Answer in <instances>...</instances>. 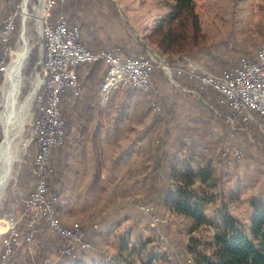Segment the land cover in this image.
I'll list each match as a JSON object with an SVG mask.
<instances>
[{"label": "rangeland", "instance_id": "374dc122", "mask_svg": "<svg viewBox=\"0 0 264 264\" xmlns=\"http://www.w3.org/2000/svg\"><path fill=\"white\" fill-rule=\"evenodd\" d=\"M34 1H27L25 35L29 38L30 53L26 57L20 73L22 85L17 96L20 104L27 99L29 94L32 96L33 84L38 71L35 66L39 57L37 48L39 36L35 32L34 19L29 18L28 15L34 12L32 8ZM85 1L87 3L83 8L86 12L83 13L80 21H83L86 28L94 27L95 30L100 28L101 34L92 35L95 45L100 47L116 46L130 54L153 52L157 59L153 72V75L157 74V77L151 78L149 92L138 89H121L112 93L105 102H102L99 97V103L105 108L104 115L112 118L107 125L108 128L105 129V131L110 130V136L107 134L108 132L106 133L109 136L107 142L109 146L102 144L100 149L104 148V157L106 153L109 154L106 151L109 149L110 154H114L117 162L122 161L127 174L130 168L131 170L136 168L137 165L134 163L139 160V157H128L126 161L124 158H118L128 154L132 148V142L145 132L147 139L146 145L142 149L145 153L143 158H145L149 169L160 163L157 174L160 192L151 195L143 188L134 196V194H129L127 184L123 181L121 185L117 183L115 188H109L106 192H99L88 197H85L80 191L81 189L78 188L74 191V198L77 199L79 194H82V197L86 198V202H77L73 204V207H62L59 213L61 214L67 209L66 212L69 213L67 216L76 215L72 218V223L81 224L92 243L91 251L98 256L101 254L108 255L107 257L112 256L117 249L119 236L122 235L128 239L130 245L143 246L142 260L136 258L135 264H147L148 256L152 251L165 254L166 257L165 259H155L149 264H187V257L191 255L187 249L190 238L201 242L209 241L214 234L213 227L202 224L190 231L189 222L184 217L175 214L168 217L166 223L151 227L149 215L144 214L139 209V205L152 204L158 212L162 214L166 212L163 201L158 202L156 198L161 195L164 187L166 191L169 187L168 167L170 163L175 156L183 158V154L175 151L179 145L175 138L188 127V116L191 117V113H196L200 117L205 116V119L211 118L214 121L212 123L214 128L209 126L202 128L206 131L210 130L214 134L218 130L226 136L224 140L220 141L216 134H212L211 139L206 140L215 147L210 153L211 163L217 168V173L221 177L219 186L213 189L216 198L206 209L207 217L210 220L215 219V210L220 209L222 203L226 201L231 213L246 224L251 216L249 201L255 198L264 201V136L262 135L263 144L257 143L251 136L254 127L251 123L244 124L245 121L241 123L243 124L241 127L247 129L248 132L232 128L226 117L229 113L227 111L225 116H220L219 119L216 117L214 120L212 117L216 114V109L201 97L195 86L189 88L185 85V89L193 91L183 89L179 86L174 72L169 75L160 63L164 61L172 67L175 64V55L178 57L187 54L194 61H205L208 71H212L214 67L218 68L219 64L224 62V67L222 66L220 70L223 71L236 63L239 56L253 54L264 38V0H195V10L199 15L206 44L177 53L163 52L148 39V36H144L147 34V30L143 28V26L154 27L156 21L168 13L166 11L168 8L170 10L172 0H81L80 3L84 4ZM24 2L25 0H19L13 11H17L15 16V24L16 21L18 22L17 31L22 29ZM12 3L14 0H0V27L4 18L10 13L7 10ZM75 6L78 7V4H72L71 10H74ZM111 34L115 35L112 39L109 36ZM219 50L224 52L223 54H228L227 60L208 57L203 59L199 58L200 55L198 56V54H205L207 51L216 52ZM2 51L3 46L0 43V53ZM233 54L236 55L233 56ZM229 56L238 58L232 59ZM194 83L199 85L197 82ZM1 85L2 82H0ZM1 100L0 90V103ZM153 101L160 103L162 109L159 113L153 111L151 106ZM180 102L181 105H177ZM34 109L35 102L32 98L25 124L17 139L19 142L18 158L12 165L7 184L5 183L6 185L0 192V233L6 228L8 215L11 212L16 215L17 209L34 187L35 178L32 169L36 144L29 143V127ZM0 111H2L1 108ZM199 122L201 123V121ZM74 125L76 124L72 122L71 127ZM3 138L4 128L0 120L1 142ZM258 140L260 141V139ZM192 142L193 140L188 141V144L191 145ZM82 145L83 141L80 136L66 135L64 141L49 156V166L52 171L49 181L51 191L57 185H53L55 177H68V167L73 164L74 151L77 148L80 149ZM232 146L240 148L241 153L239 156H234L229 152L227 165L223 166V162L220 161L221 152ZM92 149L95 153L96 148ZM120 155L121 157H119ZM69 219L71 220V218ZM94 232L96 235L92 234ZM159 234L163 237L161 238ZM94 236H97L98 239L94 240ZM91 237L93 240L90 239ZM148 239L151 240L148 242ZM23 240L21 239L15 246L9 264H55L59 261L55 255L57 256L63 242L43 222L39 225L38 232L31 243ZM169 254L172 255L171 258L168 257ZM66 259L69 261V258Z\"/></svg>", "mask_w": 264, "mask_h": 264}, {"label": "built area", "instance_id": "2783aa9c", "mask_svg": "<svg viewBox=\"0 0 264 264\" xmlns=\"http://www.w3.org/2000/svg\"><path fill=\"white\" fill-rule=\"evenodd\" d=\"M55 3L56 0H35L32 6L34 12L29 14V18L34 19L35 32L39 36V57L35 66L38 71L31 93L35 109L29 127V143L36 144L32 169L35 181L32 191L23 200L16 215L11 212L6 218V228L0 233V264H9L14 248L21 239L32 242L41 222L63 242L57 253L59 260L72 254L78 247L84 250L91 248V242L85 239V231L80 223L66 225L61 221L55 208L57 197L52 194L48 183L51 170L49 156L62 143L66 132L67 118L61 113L59 104L61 95L66 90H71L75 96H79L81 86L77 67L98 60L105 61L107 65L99 89L102 102L117 89L149 92L151 75L157 61L153 52L124 54L119 47L90 50L80 41L78 25H69L64 15H59L55 21L50 20ZM16 12L8 14L0 27V43L3 46L0 53L1 95L3 86L10 85L12 79L6 77L12 53L19 49L26 38L25 29L22 35L21 31L16 30ZM160 64L169 75L174 72L198 82L201 88L207 87L216 91L218 102L228 108L226 117L232 128L236 129L235 119H242L245 123H251L264 136V38L253 55L241 56L220 74L198 68L187 54L176 57L172 67L164 61ZM21 85L20 81L18 92ZM151 106L157 113L162 109L158 101H153ZM240 129L248 132L244 127ZM229 152L239 156L241 150L232 146L224 150L222 156L229 155ZM139 209L149 215L151 227L166 223L173 214L167 209L162 214L155 210L154 205L147 203L140 204ZM168 257L171 258L172 255L169 254ZM187 259V264H194L190 255Z\"/></svg>", "mask_w": 264, "mask_h": 264}, {"label": "trees", "instance_id": "16d2710c", "mask_svg": "<svg viewBox=\"0 0 264 264\" xmlns=\"http://www.w3.org/2000/svg\"><path fill=\"white\" fill-rule=\"evenodd\" d=\"M18 1L19 0H14V3L8 7L7 11L10 12L9 14L13 13ZM80 2L81 0H56L51 10L50 20H56L61 12H70V6L74 3L82 5V7L87 3L86 1L84 4ZM79 22L83 24V21ZM17 25L18 22L16 21V27ZM204 35L205 34L201 30L199 15L195 10V0H172L170 10L163 18L156 22L155 26L148 34V39L152 43H155L163 52L177 53L206 44ZM78 67L87 68L89 71L95 69L97 73H100L99 77L90 74L84 79V82L89 85H94L99 91L107 70L105 61L98 60L94 63H84ZM175 75L177 76L176 79L179 84L183 86L186 85L189 88L195 86L201 97L207 100L209 104H212L217 113H219V115H217V113L215 114L218 118L225 114L228 108L226 105L218 102V94L216 91L207 87L200 88L199 85L194 83L196 81L182 75ZM78 78L80 83L82 78L79 73ZM78 97L79 96H75L71 90H66L61 95L60 109L61 113L67 118L65 127L66 132L69 130L72 123V119L69 118L70 116L68 117V113L66 112L67 103L68 101L75 103ZM98 112L99 114H104L105 108L100 106ZM241 123H244V120H234L236 129H240L241 125H243ZM103 124L99 122L94 130L96 131L97 128L100 131V127ZM66 132L64 137L67 135ZM252 132L249 133H252L251 136L254 140L257 141V143L260 142L263 144L262 134L255 127ZM258 139H260V141ZM175 140L176 143H179L175 151L183 154V158L180 159L179 156H175L168 167L169 187L164 194L163 204L171 213L184 217L189 222L188 227L190 231L195 230L202 224L211 225L214 230V234L209 241L201 242L194 238H190L187 249L188 253L191 254L190 256L194 264H264V201L256 198L249 201L251 216L249 222L246 224L242 223L231 213L228 202L226 201L222 203L220 209L215 210V219H208L206 209L207 206L215 200L216 194L213 189L219 186L221 179L217 173V168L211 163L210 153L215 147L205 140V137L197 126H192L190 129L188 127L185 128L182 134L176 136ZM192 140L193 144H188V141ZM94 147L96 148L95 150H97L95 142ZM55 149L56 148H54V150ZM223 151L224 150H222V152ZM218 153L220 154V152ZM119 157H121V155ZM227 157L228 155L220 158V161L223 162V166L227 165ZM159 165L160 163L150 169L148 168L146 181L149 183L148 185L146 184V190V185L141 187V189L144 188V191L151 195L160 192L158 183L159 177L157 176ZM51 172L50 170L48 183L52 175ZM100 175L101 172L97 167L94 179L88 188L95 194L103 192L102 188L99 186ZM55 180L54 183L57 185L54 186L52 189L53 192H51L57 197L55 208L60 218H62L59 210L68 205V203L64 201L65 185L61 182L60 177H55ZM232 197H234L233 194ZM64 212L67 213L66 210H64ZM71 223L72 222H69V224ZM92 234L96 235L95 232ZM85 239L89 240L86 234ZM90 239H92V237ZM150 240L151 239H148V242ZM91 250L92 243L91 248L88 250L78 247L72 254L61 258L59 261L55 262V264H135L136 258L142 260V255L144 253L143 246L138 247L137 245H130L128 239L122 235L119 236L117 249L112 256L109 255V257H107L105 254L93 256L95 252ZM90 254L91 257L88 259V255ZM83 256L87 257L88 260H82ZM165 257V254H158L152 251L148 256L147 264L155 259H165ZM66 258H69V261H67L68 259Z\"/></svg>", "mask_w": 264, "mask_h": 264}, {"label": "crops", "instance_id": "0c3cea01", "mask_svg": "<svg viewBox=\"0 0 264 264\" xmlns=\"http://www.w3.org/2000/svg\"><path fill=\"white\" fill-rule=\"evenodd\" d=\"M74 10H71L70 12H61L60 15H64L69 25L72 24H76L79 26L80 28V41L82 44H84L87 48H89L90 50L93 51H100L102 49H107V48H113L116 46H111V47H100L94 44V39L93 36L94 34H101V31L98 29H94V27H89L86 28L85 25L81 24L79 21L82 20V16L83 13H85V8L82 7V5L78 4V7H73ZM169 11H166V13ZM59 17V16H58ZM57 17V18H58ZM79 21H78V19ZM162 18V17H161ZM55 21V20H54ZM158 21V20H157ZM156 21V22H157ZM81 25H80V24ZM143 28H145L147 31L144 36H148L149 32L153 29V27H148V26H143ZM150 28V29H149ZM112 38L115 37V35L111 34L109 35ZM144 36H140L141 38ZM139 40V39H138ZM140 41V40H139ZM142 41V40H141ZM122 52L124 54H130L127 51H123ZM206 53H210V54H206ZM224 52H222L221 50L216 51V52H205V54H198L199 58H213V59H217V60H227L228 59V54H223ZM236 54H233V56ZM253 54H250L249 56H251ZM244 56V55H243ZM177 57V55H175V58ZM189 57V55H188ZM231 57V56H229ZM241 56H239L240 58ZM190 58V57H189ZM232 58V57H231ZM238 57H233L232 59H235ZM238 58V59H239ZM191 59V58H190ZM193 64L195 66H197L198 68H201L203 70H209L206 68L207 64L205 63V61H201V60H193L191 59ZM208 59L206 58V61ZM220 62V61H219ZM222 66L224 67V62L219 64V67H214V69L210 72H214V73H222L223 71H220ZM155 71V70H154ZM78 73L80 75L81 82H80V86H81V92L79 97L77 98V101L74 102H70L68 101L67 106H66V112L70 115V119H72L73 124H76L72 127L69 128V130L66 132L67 135H72V136H76L79 137L80 139L83 141V145L82 147L75 149L74 151V158H73V164L70 165V167H68V177H60L61 182H63V184L65 185V198L64 201L68 203L67 206L69 207H73V204L77 203V202H86V198L90 195H95V193L91 190H89V186L92 182V180L94 179V175H95V170H100L101 175L99 178V186L102 188L103 192H106V190H109V188H115L117 183L118 185L122 184L126 182L127 184V191L129 192V194H134L137 195L136 193H138L141 190V187L143 185L147 184L146 181V173L148 170V164L145 161V158H143L144 156V151L142 150L143 147H145L146 145V139H147V135L145 134V132H143L142 134H140L134 142H132L131 144V149L130 152L126 155H123L121 158L118 159H125L124 161H126V159L128 157H134V156H138L139 160H137L136 163H134V165L136 168L132 169L130 168V170L127 172L124 170V164H122L120 162H117L114 154H110V150L107 149L106 151L109 152V154L106 153V156L104 157V148L100 149V146L103 144H105L106 146L108 145V137L110 136V130L107 129V131H105L106 128H108V123L111 122L110 118L111 116H106L104 114H99L98 112V108L100 107V103H99V97H100V91L97 90V88H95L94 85H89L86 82H84L85 77H87L88 75H92V76H96L99 77L100 73H97L96 70H92L89 71L87 68L84 67H78ZM157 77V74L155 75H151L152 77ZM180 87H182L183 89L185 88V86L183 85H179ZM123 89H127V88H123ZM118 90L121 89H117L114 90L110 93V95ZM186 90V89H185ZM109 95V96H110ZM109 98V97H108ZM100 104V105H99ZM177 105H181L180 103H177ZM210 106H213L212 104H210ZM101 107H104L103 105H101ZM215 112L217 113V111L215 110ZM228 112V109H227ZM217 115H219V113H217ZM72 116V117H71ZM213 116V115H212ZM225 116V115H224ZM216 115H214L212 118L214 120H216ZM220 117V116H219ZM189 118V122L187 123L188 128L190 129L192 126H197L199 127L200 132L203 134V136L205 137V140L207 139H211L212 134H214L212 131H206V129L202 128V127H213L214 121L211 118L205 119V116L200 117L199 115H197L196 113L193 114L191 113V117L188 116ZM203 118V120H202ZM219 119V118H217ZM201 121V123L199 122ZM101 122L103 125L100 127V131L96 128V131L94 130L96 127V124ZM190 123V124H189ZM203 123V125H202ZM106 124V125H105ZM192 125V126H191ZM207 125V126H205ZM214 128V127H213ZM94 130V131H93ZM108 132V133H107ZM109 135H107V134ZM216 137L222 141V139L224 140V138L226 137L225 135H222L221 131H216L215 132ZM214 134V135H215ZM218 135V136H217ZM114 138V137H112ZM85 141V143H84ZM94 142L96 144L97 150H95V153H93V147H94ZM99 146V148H98ZM92 152V153H91ZM131 159V158H130ZM123 161V162H124ZM55 182V178L53 179ZM55 183H53L54 185ZM80 188L81 192L84 194V196L82 197V194H79V198H74L75 194L74 191L76 189ZM161 189V188H160ZM166 193V188H163V191L161 192V195L159 197L156 198V201L161 202V200L163 201V197L164 194ZM108 195V194H107ZM89 201V200H88ZM130 203V201H129ZM67 210V209H66ZM69 213H65L64 211L61 212V216H62V222L64 224H69V222H72V218L76 217V215H72V216H67ZM146 214V213H144ZM79 215V214H78ZM71 218V220L69 219ZM250 219V217H249ZM249 219L246 223L249 222ZM145 231V230H144ZM98 239L97 236H94V240ZM95 242V241H94ZM96 254L93 253V256H95ZM57 256L55 255V258ZM91 257V254L88 255V259ZM87 257L83 256L82 260H88Z\"/></svg>", "mask_w": 264, "mask_h": 264}, {"label": "bare ground", "instance_id": "6f19581e", "mask_svg": "<svg viewBox=\"0 0 264 264\" xmlns=\"http://www.w3.org/2000/svg\"><path fill=\"white\" fill-rule=\"evenodd\" d=\"M25 1L26 3L24 2L23 11L24 22L27 17L28 0ZM29 51L30 46L28 38L26 37L24 43H21L19 49L12 53V61L6 73L7 78H12L10 85L3 86L2 100L0 103V108L2 109V111H0V120L4 128V138L0 145V192L7 184L6 181L10 177L12 165L18 158L19 142H17V139L19 138L20 132L25 124V119L32 100L30 94L22 104H20L17 99L20 70Z\"/></svg>", "mask_w": 264, "mask_h": 264}, {"label": "water", "instance_id": "95a60500", "mask_svg": "<svg viewBox=\"0 0 264 264\" xmlns=\"http://www.w3.org/2000/svg\"><path fill=\"white\" fill-rule=\"evenodd\" d=\"M25 3H26V1H25ZM21 25H22V29H21V35H22L24 32V29H25L24 17H23V19H21ZM0 143H1V140H0Z\"/></svg>", "mask_w": 264, "mask_h": 264}]
</instances>
